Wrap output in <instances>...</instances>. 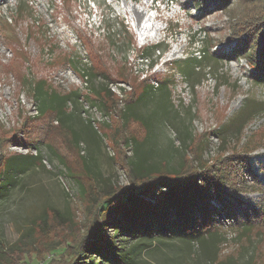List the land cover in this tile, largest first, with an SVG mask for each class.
<instances>
[{
	"label": "rangeland",
	"instance_id": "rangeland-1",
	"mask_svg": "<svg viewBox=\"0 0 264 264\" xmlns=\"http://www.w3.org/2000/svg\"><path fill=\"white\" fill-rule=\"evenodd\" d=\"M231 2L230 10H223L217 0H0V179L16 174V156L40 157L37 175L26 176L18 193L0 202V264L63 261L62 236L38 231L26 241L22 237L35 232V221L54 209L72 215L81 229L89 211L80 195L82 183L88 184L84 164L96 177L95 190L89 189L92 199L107 188L102 179L116 187L129 185L113 148L124 135L121 116L139 118L148 127L147 139L128 151L143 172L181 170L201 139L204 160L244 152L255 143L251 172L264 184V85L255 83L245 58H233L256 24L250 15L262 17L264 3ZM132 7L145 14L141 23L134 22ZM142 39L149 40L140 47ZM142 59L152 62L144 78L137 72ZM30 80L45 81L49 93L69 95L63 114H41L48 108L57 112L60 104L33 98ZM112 82L131 87L122 103L109 89ZM105 87L111 92V113L99 97L98 103L91 100ZM109 115L114 117L111 129L99 131ZM127 132L139 140L145 134L138 124ZM227 134L230 144L220 152ZM233 196L240 199L238 217L226 219L221 236L193 248L178 241L176 246L157 244L133 264H250L253 257H264V228L260 234L243 228L245 215L264 207V192ZM74 227H65L69 239L77 235Z\"/></svg>",
	"mask_w": 264,
	"mask_h": 264
},
{
	"label": "trees",
	"instance_id": "trees-1",
	"mask_svg": "<svg viewBox=\"0 0 264 264\" xmlns=\"http://www.w3.org/2000/svg\"><path fill=\"white\" fill-rule=\"evenodd\" d=\"M217 1V9L223 10L225 8L230 10L233 3L232 0ZM260 1L264 3V0ZM247 4L251 5L248 2ZM250 20L256 24L250 32H247L245 39L241 41V47L235 51L233 58H245L253 69L252 75L255 83L264 85V15L259 18L251 14ZM256 50L259 51L256 52ZM207 52L208 48H205L202 53L206 56ZM195 62L196 64L202 63L200 58H195ZM85 76L86 73L82 74V77ZM45 85V81L30 80L27 87L36 100L59 102L60 109L57 112L55 108H48L41 113L46 114L50 111L53 116L58 117L63 114L62 105L69 95L49 93L45 91ZM95 93L91 100L98 103L101 99L99 104L107 113H111L109 108L107 110L108 96H111L110 90L105 87ZM77 95L80 97L79 93ZM116 110L122 115L121 109ZM244 115L245 112H240L238 116L244 117ZM109 118L108 124L97 126L99 131L101 128H104V131L111 129L114 117L109 115ZM123 118L121 116V131L124 135L119 142L116 141L118 143L113 147L118 150L119 158L116 160L113 157L128 172L129 185L116 187L109 180L102 179L103 182L106 181L107 188L92 199L90 190H95L96 177L84 164L88 186L82 183L80 195L82 199L85 198L84 202L89 207V211L87 220L83 226L81 225V229L72 215L54 209L51 210L53 215L46 212L35 221L33 228L35 232L29 231L22 237V240L26 241L34 237L37 232V234L41 233L40 235L54 234L55 237L65 238L66 245L61 255L63 261L55 263L52 259L48 262L49 264H85L88 259L90 264H133L138 254L152 249L157 244L167 245L169 243L176 246L174 242L178 241L192 248L196 245L203 246L207 239L222 235V228L227 226L226 219L234 220L238 217L235 207L238 206L240 199L233 196L234 194L251 190L264 192V184L251 172L249 160L250 152L257 149L259 145L257 147L254 143L246 147L244 152L231 151V154L227 156L218 153L214 159L204 160L202 157L203 139H201L192 149V157L185 156V165L181 170L143 172L144 169L140 163L131 161L128 151L133 149L134 142L138 145L139 142L142 143L147 139L148 127L139 118L130 117L127 120ZM246 123L238 129V135L243 132ZM133 124H138L144 129L143 140H139L130 132H127L130 135L126 136V131L134 127ZM234 131L232 130L233 134L236 133ZM71 137L73 143L76 146L79 145L78 136L72 134ZM229 139L228 134L227 138L221 139L220 152L225 151L226 145L228 148ZM31 157L40 159L38 156ZM212 201L216 202L215 206L212 205ZM245 217L246 221L243 222L245 231L260 234L261 229L264 228V207L255 210L254 213H247ZM73 225L76 227L77 235L73 233L74 237L69 239V233L65 227L70 229ZM109 230L113 232L111 236L108 234ZM181 257L185 258L182 255ZM257 260L260 262L255 263ZM250 264H264V257L258 259L253 257Z\"/></svg>",
	"mask_w": 264,
	"mask_h": 264
},
{
	"label": "crops",
	"instance_id": "crops-1",
	"mask_svg": "<svg viewBox=\"0 0 264 264\" xmlns=\"http://www.w3.org/2000/svg\"><path fill=\"white\" fill-rule=\"evenodd\" d=\"M30 157L16 156L18 160H15L14 164L19 168L16 174L12 175L9 179L6 177L0 179V202L7 201L15 192L18 193L26 176L35 177L37 175L38 169L35 168L39 160L35 157Z\"/></svg>",
	"mask_w": 264,
	"mask_h": 264
},
{
	"label": "built area",
	"instance_id": "built-area-1",
	"mask_svg": "<svg viewBox=\"0 0 264 264\" xmlns=\"http://www.w3.org/2000/svg\"><path fill=\"white\" fill-rule=\"evenodd\" d=\"M141 42V43H140ZM139 43L141 44L140 47L144 46L147 44V42H145L143 39L140 41ZM167 63V62H166ZM150 64H152V62H149L148 59H142L141 60V66L143 67H146L147 69L144 70L142 67H141V70H138L137 72L139 74H141V76L146 77V74L148 73L149 69H150ZM164 64H162V67H163ZM156 66H160L158 64H156ZM153 73H157L159 70H152ZM160 72V71H159ZM83 80H84V86H87L88 85V77H83ZM109 89L111 90L112 93H116L118 95V97L120 96V102L122 103V101L124 100V96L127 94V91H131V87L129 84H127L126 82H112L111 84H109ZM37 264H48L47 261H44V262H38Z\"/></svg>",
	"mask_w": 264,
	"mask_h": 264
},
{
	"label": "bare ground",
	"instance_id": "bare-ground-1",
	"mask_svg": "<svg viewBox=\"0 0 264 264\" xmlns=\"http://www.w3.org/2000/svg\"><path fill=\"white\" fill-rule=\"evenodd\" d=\"M150 1V0H149ZM127 8V7H126ZM131 13H132V15L134 16V18H135V23L136 24H138V23H141L140 21H141V19L143 20V17H144V15L145 14H143V12H140L139 10H137L136 8H134V7H132V9H131ZM133 18V19H134Z\"/></svg>",
	"mask_w": 264,
	"mask_h": 264
}]
</instances>
